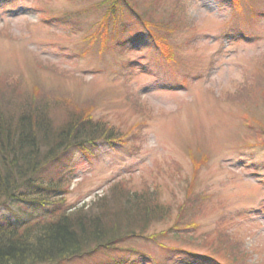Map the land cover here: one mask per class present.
<instances>
[{
  "label": "rangeland",
  "instance_id": "obj_1",
  "mask_svg": "<svg viewBox=\"0 0 264 264\" xmlns=\"http://www.w3.org/2000/svg\"><path fill=\"white\" fill-rule=\"evenodd\" d=\"M103 1L0 0V115L44 108L50 130L89 115L125 137L48 166L63 198L3 202L0 226L88 220L127 188L166 212L148 239L64 264H264V0H122L150 28Z\"/></svg>",
  "mask_w": 264,
  "mask_h": 264
},
{
  "label": "trees",
  "instance_id": "obj_2",
  "mask_svg": "<svg viewBox=\"0 0 264 264\" xmlns=\"http://www.w3.org/2000/svg\"><path fill=\"white\" fill-rule=\"evenodd\" d=\"M233 2L237 5L241 0ZM100 3L98 7L106 8L107 16L115 20L121 8H124L146 28L152 27L149 20L138 13L134 3L125 4L122 0H105ZM157 41L163 50L164 39L157 38ZM167 49L165 47L164 54L167 57L171 55L169 59L173 60V53ZM46 117L44 108L37 112L28 107L16 115H0V205L10 200H32L44 205L50 204L54 198H63L66 188L62 181H46L42 177L48 166L59 163L72 150H87L90 145L101 141L117 144L125 139L123 135L119 137L113 128L101 122H92L89 115L86 123L67 121L65 124L52 125L53 130L49 129ZM114 194L111 204L100 202L101 213L98 212L94 217L92 215L88 220H84V207L70 213L58 208L51 218L43 222L21 226L1 225L0 264H64L97 250L122 246L132 241V236L145 238L151 224L164 214V208L157 203L153 193L139 196L126 188L114 189ZM116 206L123 208V213L115 209ZM123 220L126 221L127 230L114 234L117 231L115 227ZM138 229L143 230L136 234ZM128 230L134 232L129 233ZM153 238L149 237L150 240ZM197 256L207 262L216 261L210 255Z\"/></svg>",
  "mask_w": 264,
  "mask_h": 264
}]
</instances>
